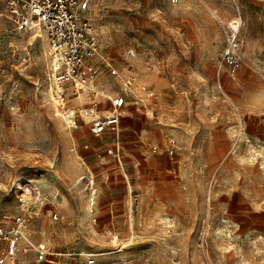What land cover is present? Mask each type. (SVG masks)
Instances as JSON below:
<instances>
[{"label":"rangeland","instance_id":"obj_1","mask_svg":"<svg viewBox=\"0 0 264 264\" xmlns=\"http://www.w3.org/2000/svg\"><path fill=\"white\" fill-rule=\"evenodd\" d=\"M89 1L117 69L98 85L128 101L125 132L103 142L56 115L47 38L0 0V224L24 214L22 246L74 253L65 264H264V0ZM237 18L233 74L223 30Z\"/></svg>","mask_w":264,"mask_h":264},{"label":"built area","instance_id":"obj_2","mask_svg":"<svg viewBox=\"0 0 264 264\" xmlns=\"http://www.w3.org/2000/svg\"><path fill=\"white\" fill-rule=\"evenodd\" d=\"M2 2L6 16L17 30L24 32L39 30L47 38L51 63L49 92L56 115L68 127H78L82 121H87L91 134L96 137L107 131L117 133L126 100L122 95L108 97L110 106L105 109V114L101 113L98 76L104 69L115 75L117 69L113 61L102 53L98 34L91 18L86 14L90 1L2 0ZM241 27L242 19L237 18L223 30L222 61L231 68L233 74L237 72L242 62ZM136 79V76H130L126 86H132ZM141 89L149 96L154 95L147 86H142ZM80 95H85L88 101L81 106L72 107L70 99ZM106 152L108 155H117L112 148H108ZM98 156L101 157L102 154ZM82 181L86 188L93 190V178L90 173H84L79 179V182ZM54 218L57 219L58 214H54ZM93 221L95 222L96 218ZM26 222L25 215L17 213L6 216L5 223L0 224V264H15L21 252L34 253L31 264H54L66 254L74 255L63 250L55 251L47 242H30L31 246L23 247L22 242L25 239L23 230ZM130 226H133L132 222ZM117 241L118 238H114L113 242ZM93 263L94 259H91L89 264Z\"/></svg>","mask_w":264,"mask_h":264},{"label":"crops","instance_id":"obj_3","mask_svg":"<svg viewBox=\"0 0 264 264\" xmlns=\"http://www.w3.org/2000/svg\"><path fill=\"white\" fill-rule=\"evenodd\" d=\"M240 3H241V7H245V6H251V7H254L255 5H260V1L259 0H240ZM223 49H224V46H223ZM105 70H107V69H104L101 73H100V75L98 76V79H97V86H98V88L100 89V87H99V85H98V83L100 82V79H101V77L103 76V74L105 73L104 71ZM137 83V82H136ZM135 84V83H134ZM101 92H102V94H101ZM111 96L110 94H107V93H104L103 92V90L102 89H100V96H99V99L101 100V107H102V111H101V113H106V108H108L109 106H110V102H109V100H108V98L107 97H105V96ZM115 96H117V95H115ZM122 96H124V95H122ZM125 97V100H126V103H125V105H124V107H123V109H122V116H121V120H122V118H123V115H124V112H123V110H124V108H125V106L127 105V99H126V95L124 96ZM72 101L75 103V102H77V103H79V105L81 106V105H83L84 103H86L87 101H88V99L85 97V95H80L79 97H72L71 99H70V103H72ZM78 105V104H77ZM86 120H88V119H86ZM121 120H120V123H121ZM87 122V121H86ZM86 122H81L80 123V125L78 126V127H85V128H87L88 130H89V128H88V125L86 124ZM119 126H120V124H119ZM120 131H122V130H120V128H119V131L118 132H120ZM89 132H90V130H89ZM122 132H125V130H123ZM91 133V132H90ZM113 134H115V132L114 131H107L105 134H103L102 136H100V137H96V136H94V135H92L93 137H95L96 139H101L102 140V142L105 140V139H111V137H114V135ZM143 142V144H145L146 142L145 141H142ZM104 145V144H103ZM112 147V145H106V150L108 149V148H111ZM105 150V151H106ZM108 156H110L111 157V155H108ZM112 201V200H111ZM114 212V209H113V205L112 206H110V208H109V216L108 217H112V213ZM60 250H63V249H60ZM60 250H58V251H60ZM63 251H65V252H68L67 250H63ZM33 253V252H32ZM30 254V253H29ZM33 255V259H34V253L32 254ZM33 259H32V261H33ZM58 259V258H57ZM66 260H71V261H74V260H76V258H75V256H70V255H64V256H62V257H60L57 261H56V263H54V264H65V261ZM31 261V260H30ZM31 261V262H32ZM31 262H30V264H31Z\"/></svg>","mask_w":264,"mask_h":264},{"label":"bare ground","instance_id":"obj_4","mask_svg":"<svg viewBox=\"0 0 264 264\" xmlns=\"http://www.w3.org/2000/svg\"><path fill=\"white\" fill-rule=\"evenodd\" d=\"M41 36H44V38H45V40H46V37H45V35L43 34V32L42 31H39V30H33V35H32V38L31 39H35L36 37H41ZM48 52V51H47ZM46 54H48V53H46ZM127 83V82H126ZM136 83V82H135ZM104 92V91H103ZM101 94H102V92H101ZM47 97H48V94H47ZM126 113H128V111H124V114H126ZM69 128H74V127H69ZM76 151V150H75ZM116 156V155H115ZM85 208V207H84ZM26 228V227H25ZM24 228V229H25ZM23 232H24V230H23ZM25 234V233H24ZM24 237H25V235H24ZM115 237H116V235H115ZM118 239H119V237H117Z\"/></svg>","mask_w":264,"mask_h":264}]
</instances>
